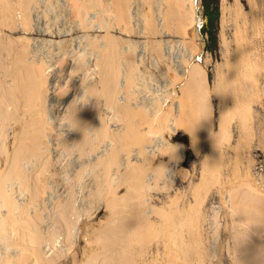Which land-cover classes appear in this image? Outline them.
<instances>
[{"label":"bare ground","instance_id":"bare-ground-1","mask_svg":"<svg viewBox=\"0 0 264 264\" xmlns=\"http://www.w3.org/2000/svg\"><path fill=\"white\" fill-rule=\"evenodd\" d=\"M197 6V0H0V264H147L132 248L153 225L156 207L144 192L159 178L163 186L170 181L184 157L174 143L168 162H155L154 151L169 144L161 130L182 129L192 116L198 129L208 127L210 140L217 116L205 101L208 88L232 94L236 104L251 93L234 72L253 59L252 42L234 55L238 65L228 58L224 75L211 85L206 80L211 59L200 55ZM257 88L264 92V80ZM253 191L231 188L227 206L239 212L249 200L261 206L264 196ZM101 205L109 215L99 226L81 222ZM81 235L94 244L79 258L60 260ZM241 240L236 264L261 263L260 245Z\"/></svg>","mask_w":264,"mask_h":264},{"label":"rangeland","instance_id":"rangeland-1","mask_svg":"<svg viewBox=\"0 0 264 264\" xmlns=\"http://www.w3.org/2000/svg\"><path fill=\"white\" fill-rule=\"evenodd\" d=\"M204 2L208 3V8ZM197 5V14L201 18L199 32L204 39L200 55L211 59L204 67L206 80L210 85L219 80L227 69L226 59L229 58L232 63L238 62L235 56L239 57L242 50L246 53L248 44L252 42L249 45L254 47L253 59L240 65L236 63L238 67L234 72L237 83L242 81V86L249 84L251 88L247 90L251 93L245 94L241 104H236L232 94L222 96L209 88L207 94L203 89L207 96L205 101L209 100L207 104L211 101L208 105L212 104L211 108L218 119L211 127L210 133L215 130L212 133L215 136L211 134L210 140L205 135L208 127L198 129L192 116L186 118L182 129L175 132L161 130V136L169 144L151 153L155 156L153 159L156 158L155 162L158 158L163 161L170 159L172 151L177 149L174 143L184 147V157L175 165L177 172H174L173 180L165 182L163 186L164 182L159 178L157 184L153 181V186L144 192V196L149 197L147 205L149 203L156 208L153 206L154 212L149 214L153 222L151 230L143 233L132 245L134 258L147 264H236L233 254L237 253L236 246L242 239L244 243L260 245L259 264H264L263 198L261 206L255 200L247 201L244 212L232 211L226 201L233 187L252 188L253 192L264 196V92L257 88L264 80V1L197 0ZM226 6L230 13L223 15L221 8ZM236 9L241 13L234 17ZM222 16L225 22L221 25ZM223 25L224 28L221 27ZM171 61L175 63L173 59ZM229 90L227 92L225 89V93H229ZM168 102L169 98H166L164 103L167 106ZM164 103L163 106H166ZM209 141H213V148ZM152 160L147 163L149 168L154 166ZM117 190L118 194L125 193L124 186ZM125 198L127 200L128 194H125ZM104 207L91 208L81 222L84 219L86 226H99L101 220L109 215L108 208ZM83 238L79 236L73 242L72 250H67V255L64 254L60 260L66 262L72 255L79 258L82 252L89 250L94 243H86ZM210 245L216 248L215 253Z\"/></svg>","mask_w":264,"mask_h":264},{"label":"trees","instance_id":"trees-1","mask_svg":"<svg viewBox=\"0 0 264 264\" xmlns=\"http://www.w3.org/2000/svg\"><path fill=\"white\" fill-rule=\"evenodd\" d=\"M204 5H205L206 8H208V3L207 2H204Z\"/></svg>","mask_w":264,"mask_h":264},{"label":"water","instance_id":"water-1","mask_svg":"<svg viewBox=\"0 0 264 264\" xmlns=\"http://www.w3.org/2000/svg\"><path fill=\"white\" fill-rule=\"evenodd\" d=\"M205 21H207V18H205Z\"/></svg>","mask_w":264,"mask_h":264},{"label":"built area","instance_id":"built-area-1","mask_svg":"<svg viewBox=\"0 0 264 264\" xmlns=\"http://www.w3.org/2000/svg\"><path fill=\"white\" fill-rule=\"evenodd\" d=\"M258 175V174H257ZM259 176V175H258Z\"/></svg>","mask_w":264,"mask_h":264}]
</instances>
